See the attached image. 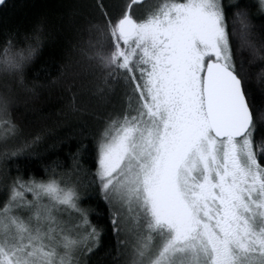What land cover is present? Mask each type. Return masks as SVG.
Instances as JSON below:
<instances>
[{
	"label": "snow or ice",
	"instance_id": "snow-or-ice-1",
	"mask_svg": "<svg viewBox=\"0 0 264 264\" xmlns=\"http://www.w3.org/2000/svg\"><path fill=\"white\" fill-rule=\"evenodd\" d=\"M90 8L70 47L57 45L42 17L22 28L0 16V70L35 94L44 85L25 83V64L44 45L59 47L52 83L71 93L72 115L95 121L81 128V140L93 142L91 170L81 164L88 145L78 143L66 169L53 160L45 177L19 167L11 176V158L40 136L15 142L13 85L0 92V264H86L105 230L83 203L88 188L107 206L118 264H264V68L253 82L232 40L238 24L241 47L256 51L264 0L147 8L93 0ZM83 93L95 107L77 103Z\"/></svg>",
	"mask_w": 264,
	"mask_h": 264
},
{
	"label": "trees",
	"instance_id": "trees-1",
	"mask_svg": "<svg viewBox=\"0 0 264 264\" xmlns=\"http://www.w3.org/2000/svg\"><path fill=\"white\" fill-rule=\"evenodd\" d=\"M92 2L93 0H7V3L0 8V16L7 15L11 24L19 23L22 28H27L34 20L42 17L51 27L57 45L70 47L71 43L79 42L75 27L91 11ZM156 2L157 0H144V8ZM5 9H7L6 12ZM253 23L256 27L251 39L256 45L255 52L247 45L241 47L238 24L236 25L237 33L233 35L232 40L238 61L243 59L255 82L261 69L264 68V59H261L264 57V46H262L264 35L259 28L261 21L256 19ZM232 26L230 19V31ZM2 39L3 36H0V40ZM83 39L86 41L87 35ZM73 59H81V54L76 52ZM59 62H62L59 47L49 43L38 50L25 64L23 70L25 83L29 86L33 83L44 85L35 94L16 87L14 77L0 70V92L6 91L5 85H13L14 101L11 114L21 129L15 142L22 143L30 137L40 136L39 142L32 147L31 152H25L18 158H11V163L8 165L11 176L18 174L16 169L19 167L20 172L26 177L28 175H35L37 178L45 177V169L53 160L66 169L71 164L70 153L75 151L78 143H86L89 148V151L84 153L85 158L81 164L89 170L93 166L95 153L92 151V138L89 135L87 140H81V128L85 121L94 127L95 121L87 113L81 118L72 115L68 107L72 99L71 93L65 90V84L52 83V77L57 74L53 70V65ZM84 67H86V59ZM76 71L80 73L83 80L91 79L82 69L78 68ZM256 102L261 103L259 95ZM77 103L89 109L95 107V101L87 93L79 95ZM53 144L56 147H52ZM48 174H51V169ZM87 191L89 198L83 203L93 209L91 220L105 229L99 245L90 253L89 264H118L117 237L110 228L107 206L92 188H88ZM3 198V183L0 181V200ZM119 259L122 260L123 257Z\"/></svg>",
	"mask_w": 264,
	"mask_h": 264
},
{
	"label": "rangeland",
	"instance_id": "rangeland-1",
	"mask_svg": "<svg viewBox=\"0 0 264 264\" xmlns=\"http://www.w3.org/2000/svg\"><path fill=\"white\" fill-rule=\"evenodd\" d=\"M64 216L66 219L68 218L66 213L64 214ZM89 256H90V253L88 255L82 257V260H84L86 262V264H89Z\"/></svg>",
	"mask_w": 264,
	"mask_h": 264
}]
</instances>
